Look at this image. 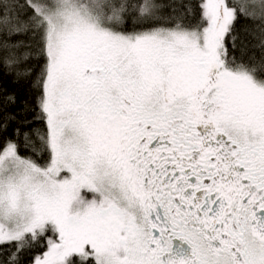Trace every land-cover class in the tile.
Wrapping results in <instances>:
<instances>
[{
  "label": "snow or ice",
  "instance_id": "1",
  "mask_svg": "<svg viewBox=\"0 0 264 264\" xmlns=\"http://www.w3.org/2000/svg\"><path fill=\"white\" fill-rule=\"evenodd\" d=\"M0 264H264V0H0Z\"/></svg>",
  "mask_w": 264,
  "mask_h": 264
},
{
  "label": "trees",
  "instance_id": "2",
  "mask_svg": "<svg viewBox=\"0 0 264 264\" xmlns=\"http://www.w3.org/2000/svg\"><path fill=\"white\" fill-rule=\"evenodd\" d=\"M10 77L9 78H7V80H6V83H7V86L10 88V89H12V88H19V89H21V95H23V88L25 87V86H23V85H12L9 81H10Z\"/></svg>",
  "mask_w": 264,
  "mask_h": 264
}]
</instances>
